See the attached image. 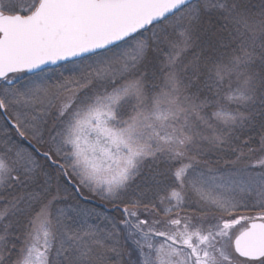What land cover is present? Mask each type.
Instances as JSON below:
<instances>
[{
	"label": "snow or ice",
	"instance_id": "1",
	"mask_svg": "<svg viewBox=\"0 0 264 264\" xmlns=\"http://www.w3.org/2000/svg\"><path fill=\"white\" fill-rule=\"evenodd\" d=\"M0 121V264H264V0H0Z\"/></svg>",
	"mask_w": 264,
	"mask_h": 264
},
{
	"label": "trees",
	"instance_id": "2",
	"mask_svg": "<svg viewBox=\"0 0 264 264\" xmlns=\"http://www.w3.org/2000/svg\"><path fill=\"white\" fill-rule=\"evenodd\" d=\"M0 123H2V121H0ZM81 193L82 195L77 197L79 200V207L85 209L88 213H91L90 216L86 217L90 223H98L103 227L107 224V219L115 218L116 223L119 224V221L122 217L121 213L116 210L115 206H113L108 201L101 199L99 196L90 193L87 189L82 188ZM66 203L75 204L76 201L69 200ZM61 206L64 205L62 204ZM119 207L122 208L123 205H120ZM129 250L130 245L125 247L126 253ZM132 260H135L134 254L132 256Z\"/></svg>",
	"mask_w": 264,
	"mask_h": 264
}]
</instances>
